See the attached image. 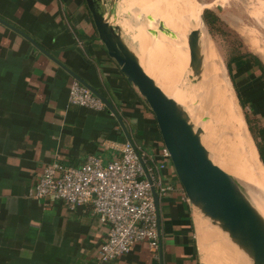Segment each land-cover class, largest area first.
I'll list each match as a JSON object with an SVG mask.
<instances>
[{"label":"crops","instance_id":"crops-1","mask_svg":"<svg viewBox=\"0 0 264 264\" xmlns=\"http://www.w3.org/2000/svg\"><path fill=\"white\" fill-rule=\"evenodd\" d=\"M0 18L62 63L0 21V264H203L208 228L171 164L164 173L173 187L159 200L161 247L141 241L110 262L98 257L109 225L91 205L29 196L49 163L80 166L90 155L108 162L129 140L107 106L69 103L75 75L110 100L145 152L158 153L163 140L153 111L99 39L86 0H0Z\"/></svg>","mask_w":264,"mask_h":264},{"label":"rangeland","instance_id":"rangeland-1","mask_svg":"<svg viewBox=\"0 0 264 264\" xmlns=\"http://www.w3.org/2000/svg\"><path fill=\"white\" fill-rule=\"evenodd\" d=\"M189 1L204 5L201 27L219 72L212 77L204 71L198 85L189 77L192 72H187L190 54L183 37ZM207 10L220 20L208 24ZM144 12L162 19L174 37L163 33L151 37ZM119 15L126 16L122 25L129 33V44L177 100L189 106L192 122L203 129L202 140L211 157L224 168L225 160L226 171L264 214V163L257 146L264 152V78L247 58L232 60V75L228 68L231 59L248 51L264 62L258 53L264 52V0H120ZM238 89L252 98L245 108ZM208 226L205 246H201L203 264H243L245 255L237 253L228 236L211 223Z\"/></svg>","mask_w":264,"mask_h":264},{"label":"water","instance_id":"water-1","mask_svg":"<svg viewBox=\"0 0 264 264\" xmlns=\"http://www.w3.org/2000/svg\"><path fill=\"white\" fill-rule=\"evenodd\" d=\"M86 2L98 37L108 55L119 65L128 82L135 87L153 111L162 140L169 150L173 167L194 209L195 217H200L207 228L209 223L220 228L239 250L237 252L243 253L251 264H264L263 212L249 199L238 182L214 163L202 140L203 129L197 127L188 114L186 116L189 119H187L178 103L145 71L139 54L126 37L129 33L122 25L126 16L119 15L120 0H86ZM145 18L148 26L146 31L151 37L161 36L162 33L174 37L175 33L162 19L148 14ZM201 18L203 22L204 15L201 14ZM0 21L13 27L1 18ZM201 26L192 28L188 35L190 69L193 74L189 77L195 85L204 79V56L201 46L204 33ZM13 29L59 62L32 37L20 29L15 27ZM75 76L104 101L119 119L129 141L133 142L124 120L110 100L81 77ZM153 194L159 211V197L155 188Z\"/></svg>","mask_w":264,"mask_h":264},{"label":"built area","instance_id":"built-area-1","mask_svg":"<svg viewBox=\"0 0 264 264\" xmlns=\"http://www.w3.org/2000/svg\"><path fill=\"white\" fill-rule=\"evenodd\" d=\"M69 103L95 110L106 108L104 101L78 80L70 85ZM118 150V156L108 162L90 155L80 166L49 163L28 192L36 199L62 201L70 209L91 205L99 219L109 225L98 252L102 262L117 259L141 241L153 251L161 247V222L153 188L160 200L173 187L164 173L173 164L163 141L158 153H147L129 140Z\"/></svg>","mask_w":264,"mask_h":264},{"label":"bare ground","instance_id":"bare-ground-1","mask_svg":"<svg viewBox=\"0 0 264 264\" xmlns=\"http://www.w3.org/2000/svg\"><path fill=\"white\" fill-rule=\"evenodd\" d=\"M203 7L204 5L203 4H196L194 3L193 1H189V3L187 4V13H188V17L186 19V22H185V26L184 28L186 27L185 31H184V34H183V37L185 38V40L188 41V35L191 31L192 28H198L200 27L203 22H202V18H201V14H202V10H203ZM169 10V9H168ZM171 14V13H170ZM205 35L203 34L202 36V40H201V46H202V52H203V56H204V71L207 73V74H210L212 77H214L218 72V65L216 64V60H215V55H214V51H213V48L209 45V43L207 41H205ZM175 39V38H174ZM188 51H189V54H190V48H189V43H188ZM258 53L263 57L264 59V52L261 50V51H258ZM141 64L143 66V68L145 69V71L155 79V81L157 82V84L164 90V92L169 95L170 97H172L177 103L178 105L180 106L181 110L183 111V115L187 118V114L188 116H190L191 112L188 110L189 106H185L183 104H181L177 98L167 89V87L163 84V82L159 79L158 75L156 74V72L150 67V65L143 59L141 58ZM190 59H191V55H190ZM188 73H191L192 70L190 69V62H189V67H188V70H187ZM204 72V73H205ZM216 77V76H215ZM219 80L216 78V81ZM214 81V80H213ZM214 83V82H213ZM216 84V83H214ZM217 85V84H216ZM218 86V85H217ZM221 86V85H220ZM200 87V86H199ZM189 119V118H187ZM213 145V144H212ZM213 151V150H212ZM212 153V152H211ZM210 153V154H211ZM217 158V156H216ZM212 160L214 161V163H216L217 165H219L222 169H224L226 171V167H228L227 163L225 162L224 160V163H222L225 168L218 164L217 163V160L213 159ZM229 170V169H228ZM227 172V171H226ZM228 173V172H227ZM230 173V172H229ZM228 173V174H229ZM234 180L235 177H233V175L229 174ZM202 239V238H201ZM204 240V239H203ZM202 240V241H203ZM205 242V240H204ZM204 242H203V248H204ZM242 256L244 257V254L242 253ZM247 260V261H245ZM250 264V261L249 259L246 257V259H244V263L243 264ZM239 264H242V263H239Z\"/></svg>","mask_w":264,"mask_h":264},{"label":"trees","instance_id":"trees-1","mask_svg":"<svg viewBox=\"0 0 264 264\" xmlns=\"http://www.w3.org/2000/svg\"><path fill=\"white\" fill-rule=\"evenodd\" d=\"M205 20L208 24H211V23L213 24V23L218 22L220 20V18L215 13H213L212 10H207L205 13ZM243 58H247L252 63L253 66H257L261 71V76L264 78V62L260 59V57L258 55L254 54L250 51H248V53H245L244 55H240L238 57L231 59V61L228 63V68L230 70L231 75H232V65H231L232 60L238 61V60H241ZM237 92H238V97H239L241 106L243 108H245L248 103L252 102L251 97H246V96L244 97V95L241 94L239 89L237 90ZM257 146H258V149L260 151L261 160L264 163V152L259 145H257Z\"/></svg>","mask_w":264,"mask_h":264}]
</instances>
